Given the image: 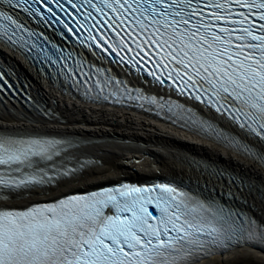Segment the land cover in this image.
Returning <instances> with one entry per match:
<instances>
[{"label": "snow or ice", "instance_id": "snow-or-ice-1", "mask_svg": "<svg viewBox=\"0 0 264 264\" xmlns=\"http://www.w3.org/2000/svg\"><path fill=\"white\" fill-rule=\"evenodd\" d=\"M0 42L34 53L93 100L154 105L264 162V150L245 142L264 149V0H0ZM143 85L202 105L227 129L195 107L146 95ZM14 87L0 68V94ZM9 131L0 127V264H196L234 240L264 245V220L173 183L70 190L14 207L25 193L79 181L95 162L72 139ZM207 175L227 186L222 195L246 199L242 185L233 192L234 177Z\"/></svg>", "mask_w": 264, "mask_h": 264}, {"label": "bare ground", "instance_id": "bare-ground-1", "mask_svg": "<svg viewBox=\"0 0 264 264\" xmlns=\"http://www.w3.org/2000/svg\"><path fill=\"white\" fill-rule=\"evenodd\" d=\"M0 65L18 84L23 83L33 97L54 112L42 117L3 99L0 103V127L10 130L9 134L13 135L68 137L79 142L86 150L85 155L94 158L90 161L95 162L79 181H72L59 189L53 188L42 195L25 193L12 200V206H26L56 198L70 190L83 191L121 179L145 180L161 176L187 179L206 194L222 197L227 186L207 175V171L215 170L223 172L225 180L233 176L241 180H236L234 193L237 186L244 187L246 199L225 197V200L234 201L264 220V198L260 196V192H264V165L253 158L140 113L119 107L89 105L70 98L2 44ZM246 257H257L264 262V252L242 247L222 255L215 254L196 264H228Z\"/></svg>", "mask_w": 264, "mask_h": 264}, {"label": "rangeland", "instance_id": "rangeland-1", "mask_svg": "<svg viewBox=\"0 0 264 264\" xmlns=\"http://www.w3.org/2000/svg\"><path fill=\"white\" fill-rule=\"evenodd\" d=\"M239 181L241 182V180ZM228 264H264V262L257 257H246V258L238 259L234 263H228Z\"/></svg>", "mask_w": 264, "mask_h": 264}]
</instances>
